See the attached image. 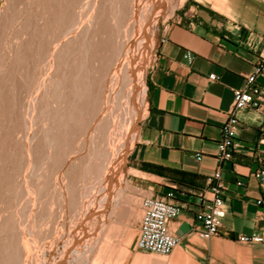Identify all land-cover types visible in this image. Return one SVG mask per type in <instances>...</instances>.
Masks as SVG:
<instances>
[{"label": "bare ground", "instance_id": "obj_1", "mask_svg": "<svg viewBox=\"0 0 264 264\" xmlns=\"http://www.w3.org/2000/svg\"><path fill=\"white\" fill-rule=\"evenodd\" d=\"M179 1L0 0V264L124 263L129 250L116 249L127 234L106 218L146 111L155 30ZM108 87L115 102L127 88L121 131L104 112ZM93 172L97 195L87 200ZM57 209L80 214L59 237ZM170 264L192 261L180 254Z\"/></svg>", "mask_w": 264, "mask_h": 264}, {"label": "crops", "instance_id": "obj_2", "mask_svg": "<svg viewBox=\"0 0 264 264\" xmlns=\"http://www.w3.org/2000/svg\"><path fill=\"white\" fill-rule=\"evenodd\" d=\"M190 13L169 22L160 35L131 154L134 171L152 187L173 193L168 200L180 208L168 224L180 240L169 261L183 253L194 264H264V242L238 241L264 237V189L254 176L264 168L262 115L233 113V92L244 87L264 46V0H250L245 11L234 7L218 14L202 7ZM210 75L218 81L209 80ZM232 118L234 160L218 164L217 145ZM218 169L225 217L215 237L202 239L196 222L202 206L196 197L209 188L208 178Z\"/></svg>", "mask_w": 264, "mask_h": 264}, {"label": "built area", "instance_id": "obj_3", "mask_svg": "<svg viewBox=\"0 0 264 264\" xmlns=\"http://www.w3.org/2000/svg\"><path fill=\"white\" fill-rule=\"evenodd\" d=\"M164 40H160L163 42ZM190 60V57L187 56ZM216 75H210L209 80L218 81ZM264 46L259 52L256 63L252 71L246 76L242 89L233 92V113L244 110L260 111L262 115L261 142L264 143ZM232 113V114H233ZM236 120L230 119L223 127V137L218 143L217 162L234 160L236 141L231 134V130ZM198 157L197 160H200ZM260 186L264 189V168H259L254 174ZM209 188L197 195V202L202 206L201 211L196 216L199 225L197 235L202 239L215 237L222 226L225 217L223 190L221 181V171L218 169L209 178ZM240 185V183H237ZM171 197V194L168 195ZM166 197H151L143 201V216L139 224V236L136 242L137 249L142 252L157 256H169L175 248L179 246L180 240L168 230V224L180 214V208ZM262 204V200L257 202ZM238 241L247 243H262V235L241 236Z\"/></svg>", "mask_w": 264, "mask_h": 264}, {"label": "rangeland", "instance_id": "obj_4", "mask_svg": "<svg viewBox=\"0 0 264 264\" xmlns=\"http://www.w3.org/2000/svg\"><path fill=\"white\" fill-rule=\"evenodd\" d=\"M228 1L229 0H226V4H228L231 8L235 7L236 9L241 10V11H245L246 7H250V0H238L239 2L236 4L233 3V5L229 4ZM202 7L207 8L211 12H217L218 14L222 13V12L214 10L212 8L211 4L206 0H180L178 2V6L173 11H170L168 14H166L164 17H162L160 19L158 26H157V29L155 30V35H156L155 36V42H154L153 48L149 54L148 68H147V71L145 74V79H144L145 89H146V84H147L148 72H149V70H150V68H151V66L155 60L156 55L158 54V42H159V38H160V35L162 33L163 28L169 22L176 21L177 19H181L185 13L191 14L190 12H192L194 14V12L196 11V14H197L199 9ZM113 72H114V69H112L108 78H110L111 75H113L115 73V72L114 73ZM126 89L127 88H125L124 91H126ZM124 91L122 93V97L119 99V101H117L118 102V104H117V102L114 101L113 94L110 93L109 87L107 88V92H108L107 94L108 95H107V99H106V105H105L104 112H105V114H107V118H109V120H111V126L113 129V130L111 129L112 131H115L117 129L116 127H118L117 131L123 130L124 129L123 124L125 126L126 122H128V120H130V118H131L129 105L127 103V100L125 99V92ZM145 93H146V90H145ZM144 100H145V109H146V96H145ZM117 110H118V112H116ZM118 113L121 114L120 118L117 116ZM109 115L111 117H109ZM142 118H143V116H142ZM142 118L137 120V130H139V126H140ZM136 140H135V142H133L131 152L128 154L126 164L123 168V177L125 180L124 184L126 185V188H125V185L123 184V188H122L123 191L120 192V197H119L120 204L116 208H114V209L111 208L109 210V214L107 215V218H106V226L109 228H112V231L120 230V231L124 232L125 234H127L123 239L120 240L119 245L116 249V252H119L120 250H123L124 248L129 250V254H128V256L125 259L123 264H135L136 259H142V260H146V261H150V260L154 261L155 257H159V258L163 259L166 262V264H170L171 261H169V257H167V256L162 257V256H157V255L155 256L154 254L145 253V252H142L139 249H137V246H136V242H137V239L139 236V224H140L142 216H143L142 204H143L144 199L151 198V197H163L162 196L163 193L165 194L164 197L169 198V199H172L174 196L173 193H170L168 191L164 192L165 190L160 191L159 188L152 187L147 181H143L139 177V174L134 171V165H133V162L131 160V154H132V150L135 146ZM103 180H106V177ZM87 183H88V185H87L88 187H92V189H91L92 191L88 192L86 195V199L89 200V199H91L97 195L95 193L96 191L93 190V188L97 187L96 173L93 172L88 176ZM170 194H171V197H168V195H170ZM86 199H85V201H86ZM79 208L76 211H79L78 213L81 214L82 209H79ZM57 211L59 214H58V218H57L58 221L56 222L55 226H56V230H57L56 235L59 237V235L63 234V231L68 230L69 226L73 227V229H74V226L76 225L75 223H77L79 218H80V214L78 216V213L76 212L73 215V214L68 213L65 209L60 210V211L57 209ZM63 222H65V223H63ZM110 226H112V227H110ZM58 229H59V231L61 230L60 233H58ZM62 229H63V231H62ZM69 229H70V227H69ZM112 239L111 240L113 241V243H116L117 238L113 237ZM62 243L63 242H61L60 244L62 245ZM183 255L187 259H190L185 254H183ZM192 264H194V263L192 262Z\"/></svg>", "mask_w": 264, "mask_h": 264}]
</instances>
